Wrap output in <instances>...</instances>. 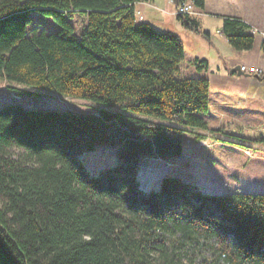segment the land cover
Returning a JSON list of instances; mask_svg holds the SVG:
<instances>
[{
	"label": "trees",
	"instance_id": "trees-1",
	"mask_svg": "<svg viewBox=\"0 0 264 264\" xmlns=\"http://www.w3.org/2000/svg\"><path fill=\"white\" fill-rule=\"evenodd\" d=\"M150 1L0 0V85L110 108L0 107V264H264V193L208 194L175 175L141 184L145 158L177 160L190 138L205 141L210 111V81L181 77L180 37L140 20L135 5ZM246 30L224 20L241 53L254 46ZM104 146L115 161L90 171L82 156Z\"/></svg>",
	"mask_w": 264,
	"mask_h": 264
},
{
	"label": "rangeland",
	"instance_id": "rangeland-1",
	"mask_svg": "<svg viewBox=\"0 0 264 264\" xmlns=\"http://www.w3.org/2000/svg\"><path fill=\"white\" fill-rule=\"evenodd\" d=\"M36 23L45 20L33 14ZM76 29L83 26L81 18L75 19ZM49 31L59 27L51 21L46 23ZM181 77L202 78L188 57L180 65ZM219 81V80H217ZM213 81L210 87V111L207 117L209 131L205 141L197 142L192 137L187 141L180 159L145 158L141 163L140 181L147 188L157 187L169 175L180 176L208 194L264 193V107L249 106L237 92L225 94L221 84ZM217 83V85H216ZM26 94L0 85V107L17 103L32 109H70L78 113H96L110 110L97 103L65 97L54 91L36 87H20ZM241 103V104H240ZM197 133H203L200 130ZM90 171L115 161V150L104 146L82 156Z\"/></svg>",
	"mask_w": 264,
	"mask_h": 264
},
{
	"label": "crops",
	"instance_id": "crops-1",
	"mask_svg": "<svg viewBox=\"0 0 264 264\" xmlns=\"http://www.w3.org/2000/svg\"><path fill=\"white\" fill-rule=\"evenodd\" d=\"M143 22L159 31L180 37L185 47V59L207 61L208 77L221 84L225 94L237 92L249 106L264 107V0H206L205 8L189 16L200 25V34L188 32L176 16L177 5L171 0H151L135 5ZM237 19L247 25L246 34L254 36V46L249 52L234 50L223 33L224 20ZM205 34V35H203ZM245 69V71H242ZM235 71L234 74H231ZM242 73V74H241ZM205 74V73H201ZM216 83V85H217ZM241 104V103H240Z\"/></svg>",
	"mask_w": 264,
	"mask_h": 264
},
{
	"label": "built area",
	"instance_id": "built-area-1",
	"mask_svg": "<svg viewBox=\"0 0 264 264\" xmlns=\"http://www.w3.org/2000/svg\"><path fill=\"white\" fill-rule=\"evenodd\" d=\"M195 7L191 3H183L179 5L178 10L176 12V15H192L194 13ZM140 20H142V17H140ZM242 71H245V69H242Z\"/></svg>",
	"mask_w": 264,
	"mask_h": 264
},
{
	"label": "water",
	"instance_id": "water-1",
	"mask_svg": "<svg viewBox=\"0 0 264 264\" xmlns=\"http://www.w3.org/2000/svg\"><path fill=\"white\" fill-rule=\"evenodd\" d=\"M234 73H235V71H232V72H231V74H234ZM241 74H242V73H241Z\"/></svg>",
	"mask_w": 264,
	"mask_h": 264
}]
</instances>
